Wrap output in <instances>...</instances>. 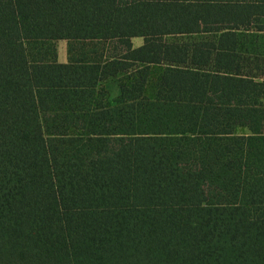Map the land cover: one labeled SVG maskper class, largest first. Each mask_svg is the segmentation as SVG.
<instances>
[{
  "label": "trees",
  "instance_id": "16d2710c",
  "mask_svg": "<svg viewBox=\"0 0 264 264\" xmlns=\"http://www.w3.org/2000/svg\"><path fill=\"white\" fill-rule=\"evenodd\" d=\"M263 17L0 0V264H264Z\"/></svg>",
  "mask_w": 264,
  "mask_h": 264
},
{
  "label": "crops",
  "instance_id": "0c3cea01",
  "mask_svg": "<svg viewBox=\"0 0 264 264\" xmlns=\"http://www.w3.org/2000/svg\"><path fill=\"white\" fill-rule=\"evenodd\" d=\"M261 23H264V17L261 19ZM262 32H264V30L263 31L244 32L243 39H242L244 41V43H243L244 46L249 43V41L247 40V36L249 33H262ZM134 41L135 40L133 39V43H134ZM141 43H137L136 45H139ZM60 44L62 45L61 47H59ZM57 46H58V60L60 62H66L67 61V42L64 40H59L57 42ZM59 48L61 49L62 52L59 50ZM247 49H248V51L253 52L251 49H249V48H247ZM258 54H260V53H258ZM262 55H264V52L262 53ZM111 79H115V80L110 81ZM111 79L106 80L103 84L109 90V99H110L111 103L114 105L116 98L120 95V85H119V78H111ZM260 80H264V77L260 78Z\"/></svg>",
  "mask_w": 264,
  "mask_h": 264
},
{
  "label": "rangeland",
  "instance_id": "374dc122",
  "mask_svg": "<svg viewBox=\"0 0 264 264\" xmlns=\"http://www.w3.org/2000/svg\"><path fill=\"white\" fill-rule=\"evenodd\" d=\"M134 44L136 45L137 43H141L143 40L142 38H134ZM247 40L249 41L247 48L251 49L255 53H260L262 54L264 52V32L262 33H249L247 36ZM62 45L60 44L59 47ZM61 51V49L59 48ZM62 52V51H61ZM115 79H111L110 81H113ZM263 131H264V126H263ZM239 133H247L248 130L245 128H240L238 130Z\"/></svg>",
  "mask_w": 264,
  "mask_h": 264
}]
</instances>
